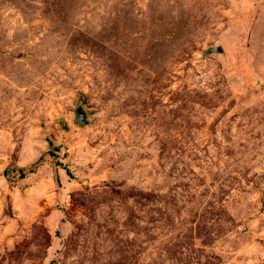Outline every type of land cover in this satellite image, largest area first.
I'll use <instances>...</instances> for the list:
<instances>
[{"label":"rangeland","instance_id":"1","mask_svg":"<svg viewBox=\"0 0 264 264\" xmlns=\"http://www.w3.org/2000/svg\"><path fill=\"white\" fill-rule=\"evenodd\" d=\"M0 264H264V0H0Z\"/></svg>","mask_w":264,"mask_h":264},{"label":"water","instance_id":"2","mask_svg":"<svg viewBox=\"0 0 264 264\" xmlns=\"http://www.w3.org/2000/svg\"><path fill=\"white\" fill-rule=\"evenodd\" d=\"M87 114L83 111L82 107H78L76 110V121L80 124H86L87 123Z\"/></svg>","mask_w":264,"mask_h":264},{"label":"trees","instance_id":"3","mask_svg":"<svg viewBox=\"0 0 264 264\" xmlns=\"http://www.w3.org/2000/svg\"><path fill=\"white\" fill-rule=\"evenodd\" d=\"M21 176H22V177H24V176H25V173H24V172H22V173H21Z\"/></svg>","mask_w":264,"mask_h":264}]
</instances>
